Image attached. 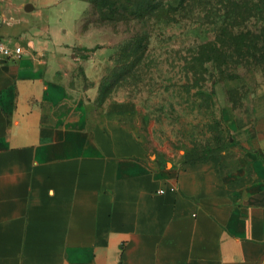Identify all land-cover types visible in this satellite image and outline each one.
Wrapping results in <instances>:
<instances>
[{
    "label": "crops",
    "instance_id": "crops-1",
    "mask_svg": "<svg viewBox=\"0 0 264 264\" xmlns=\"http://www.w3.org/2000/svg\"><path fill=\"white\" fill-rule=\"evenodd\" d=\"M63 1L0 0L23 50L0 57V264H264V90L234 151L160 165L123 102L95 101L92 4L70 30Z\"/></svg>",
    "mask_w": 264,
    "mask_h": 264
},
{
    "label": "rangeland",
    "instance_id": "rangeland-1",
    "mask_svg": "<svg viewBox=\"0 0 264 264\" xmlns=\"http://www.w3.org/2000/svg\"><path fill=\"white\" fill-rule=\"evenodd\" d=\"M155 2L158 18L144 21L101 22L100 12L89 15L96 19L91 29L98 44L109 48L95 101L100 103V91L109 87L108 98L124 103L129 123L160 165L234 151L231 122L243 126L252 121V102L264 90V63L196 60V44L214 37L213 26L202 25L201 19L192 23L197 12L189 9L192 5L185 8L189 0ZM86 6L84 1L64 0L53 16L61 15L63 26L71 30ZM70 13L75 16L66 17ZM86 53L77 47V54ZM90 83L86 80L85 85Z\"/></svg>",
    "mask_w": 264,
    "mask_h": 264
},
{
    "label": "trees",
    "instance_id": "trees-1",
    "mask_svg": "<svg viewBox=\"0 0 264 264\" xmlns=\"http://www.w3.org/2000/svg\"><path fill=\"white\" fill-rule=\"evenodd\" d=\"M88 1L92 4L89 15L93 11L100 12L101 22L108 19L144 21L146 18H158V5L155 0H135L134 2L126 0L127 5L121 0ZM181 1L186 2V0ZM186 4V9L192 5L189 9L192 11L195 8L197 12L191 17L192 23L201 19L202 25L208 23L214 30L213 38L196 44L198 47L196 60H213L219 64L222 62L254 65L264 63V0H189ZM103 10L108 12L103 13ZM89 15L86 16V23L95 22L96 19L90 18ZM229 49L236 57L226 54ZM109 91V87L100 91V102L108 97Z\"/></svg>",
    "mask_w": 264,
    "mask_h": 264
},
{
    "label": "built area",
    "instance_id": "built-area-1",
    "mask_svg": "<svg viewBox=\"0 0 264 264\" xmlns=\"http://www.w3.org/2000/svg\"><path fill=\"white\" fill-rule=\"evenodd\" d=\"M22 51L21 46L11 47L8 42L0 40V57H18L22 54Z\"/></svg>",
    "mask_w": 264,
    "mask_h": 264
}]
</instances>
